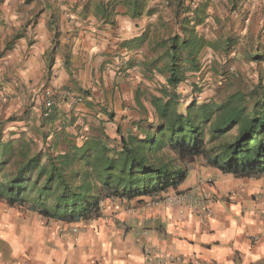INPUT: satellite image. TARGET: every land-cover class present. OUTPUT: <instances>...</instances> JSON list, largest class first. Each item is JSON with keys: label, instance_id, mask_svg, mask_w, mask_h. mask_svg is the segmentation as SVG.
Instances as JSON below:
<instances>
[{"label": "crops", "instance_id": "obj_1", "mask_svg": "<svg viewBox=\"0 0 264 264\" xmlns=\"http://www.w3.org/2000/svg\"><path fill=\"white\" fill-rule=\"evenodd\" d=\"M111 7L109 19H98L73 13L61 0H0V69L35 80L56 75L50 83L62 91L88 92L75 107L84 113H94L96 102L114 108V96L113 102L103 96L94 100L91 92L99 97L114 91V73L133 64L123 46L149 24L128 14L114 17V2ZM140 56V66L152 58L144 50ZM44 102L24 121L44 123L51 116ZM56 106L67 110L64 101ZM121 113L116 116L128 115L123 121L135 117ZM187 168L177 190L211 196L209 213L199 206L167 205L163 198L171 188L107 200L97 218L71 222L46 219L0 199V264H264V175L235 177L201 159Z\"/></svg>", "mask_w": 264, "mask_h": 264}, {"label": "trees", "instance_id": "obj_2", "mask_svg": "<svg viewBox=\"0 0 264 264\" xmlns=\"http://www.w3.org/2000/svg\"><path fill=\"white\" fill-rule=\"evenodd\" d=\"M174 1L177 9L190 11V17L181 23L184 35L169 37L160 57L159 72L165 74V84L159 85L162 99H153L156 116L151 121L145 117L136 120L134 131L118 132L115 144L95 135L78 143L62 128L57 133L52 129L48 142L49 135L39 134L43 146L37 150L33 138L23 134L6 141L0 137V199L6 205L46 219L90 220L100 216L107 200L177 190L195 159L235 177L264 175L261 81L249 92L230 93L219 104L193 100L185 112L177 111L175 87L184 79L183 64L196 68L197 55L208 40L195 30L204 21L207 4L191 10L183 8L184 0ZM123 4L128 6V2ZM104 6H100L101 16L109 19L103 14ZM224 43L229 50L231 37ZM233 127L236 132L227 136Z\"/></svg>", "mask_w": 264, "mask_h": 264}, {"label": "rangeland", "instance_id": "obj_3", "mask_svg": "<svg viewBox=\"0 0 264 264\" xmlns=\"http://www.w3.org/2000/svg\"><path fill=\"white\" fill-rule=\"evenodd\" d=\"M61 1L70 4L72 12L79 16L87 18L93 15L98 19L103 18L99 7L105 5L104 9L107 10L103 11V14L110 16L111 3L114 2V17L122 13L149 25H154L153 21L157 20V24L146 26V30L123 46L128 48L131 56L129 61L133 64L127 72L124 70L120 74L114 73V81H118L114 83V91L99 94V97L95 96V92H91L94 94V100L103 96L104 99L111 97L113 102L114 96V108L107 110L104 105L100 106L99 102L93 104L94 109L91 108L94 113L75 109L76 103L81 104L88 92L78 96L70 95L71 91H62L63 88L50 83L56 77H53L52 73L38 76L35 80L33 77H22L16 73L8 74V70L3 73L1 68L0 137L6 141L23 134L26 138H33L37 150L43 146L41 134L49 135L46 138L48 142L52 129L57 133L62 128L68 137H74L76 140L95 135L107 137L111 144L118 143V132L134 131L133 123L136 120L145 117L151 121L156 116L153 99H162L159 85L165 84V74L159 72L160 57L169 37L174 34L180 37L184 35L181 23L186 17H190V11L177 9L174 0H137V4L135 0ZM124 2H128L127 7ZM201 3L207 4L205 18L195 30L204 35L208 43L197 55L196 68H190L186 62L183 64L186 69L184 79L175 87V103L179 112H185L187 105L193 100H196L197 104H219L236 90L249 92L258 81L264 84V0H184L183 8L187 6L192 10ZM138 11L141 12L140 15H137ZM147 35L153 38H150L149 44L146 41ZM227 36H230L233 42L229 50L224 46ZM141 50L148 52L152 57L146 58L145 65L142 66ZM19 85L22 88L19 89ZM80 93L82 94L81 90ZM47 96H51L56 101L55 104L64 101L67 110L58 111L57 106H52L53 113L48 123H40L38 127L24 121L23 116L38 109L36 104H40ZM122 110L131 111L129 115L134 114V119L123 121L128 115L116 116L122 114ZM235 132L236 127H233L227 136Z\"/></svg>", "mask_w": 264, "mask_h": 264}, {"label": "built area", "instance_id": "obj_4", "mask_svg": "<svg viewBox=\"0 0 264 264\" xmlns=\"http://www.w3.org/2000/svg\"><path fill=\"white\" fill-rule=\"evenodd\" d=\"M54 99L51 96L45 98V114H49L52 106L54 105ZM167 205H185L190 208L199 206L204 210V212H210L209 204L212 202L211 196H198L192 191L179 192L178 190L173 189V192L166 194L163 198ZM194 264H201L199 262Z\"/></svg>", "mask_w": 264, "mask_h": 264}]
</instances>
